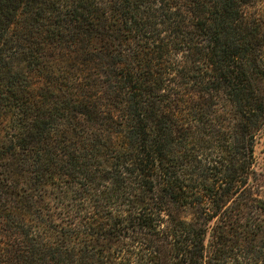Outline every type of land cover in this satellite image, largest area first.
Masks as SVG:
<instances>
[{"label":"trees","instance_id":"trees-1","mask_svg":"<svg viewBox=\"0 0 264 264\" xmlns=\"http://www.w3.org/2000/svg\"><path fill=\"white\" fill-rule=\"evenodd\" d=\"M258 0H0V264H264Z\"/></svg>","mask_w":264,"mask_h":264},{"label":"rangeland","instance_id":"rangeland-1","mask_svg":"<svg viewBox=\"0 0 264 264\" xmlns=\"http://www.w3.org/2000/svg\"><path fill=\"white\" fill-rule=\"evenodd\" d=\"M254 8L264 12V0H258ZM254 158L255 174L253 177L256 179L253 184L258 191L259 197L264 198V124L255 138Z\"/></svg>","mask_w":264,"mask_h":264}]
</instances>
